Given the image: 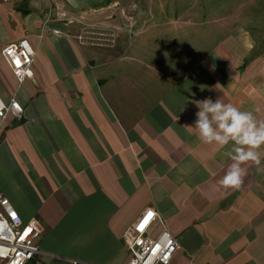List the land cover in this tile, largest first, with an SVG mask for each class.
<instances>
[{
  "label": "crops",
  "instance_id": "0c3cea01",
  "mask_svg": "<svg viewBox=\"0 0 264 264\" xmlns=\"http://www.w3.org/2000/svg\"><path fill=\"white\" fill-rule=\"evenodd\" d=\"M185 3L194 22L164 0H0V98L23 110L0 120V192L40 223L43 264H127L146 209L176 240L170 264H264V158L224 187L232 161L190 127L206 98L264 120V0ZM88 26L117 30L118 50ZM21 39L35 57L19 86L1 51Z\"/></svg>",
  "mask_w": 264,
  "mask_h": 264
},
{
  "label": "built area",
  "instance_id": "2783aa9c",
  "mask_svg": "<svg viewBox=\"0 0 264 264\" xmlns=\"http://www.w3.org/2000/svg\"><path fill=\"white\" fill-rule=\"evenodd\" d=\"M54 35L60 32L52 31ZM1 56L19 86L33 78L35 51L26 39L5 46ZM12 114L21 121L23 110L15 98L5 103L0 98V120ZM151 213V215H149ZM159 227L155 238L150 235ZM42 227L37 219L22 221L10 201L0 192V264H43L38 241ZM127 264H170L177 244L164 219L154 210L146 209L124 233ZM71 264H82L72 262Z\"/></svg>",
  "mask_w": 264,
  "mask_h": 264
},
{
  "label": "clouds",
  "instance_id": "9594fccd",
  "mask_svg": "<svg viewBox=\"0 0 264 264\" xmlns=\"http://www.w3.org/2000/svg\"><path fill=\"white\" fill-rule=\"evenodd\" d=\"M194 127L198 138L209 145H216L232 161L222 180L224 187L239 189L245 175L242 165L259 166L264 158V120H257L250 111H244L222 98H206L195 102Z\"/></svg>",
  "mask_w": 264,
  "mask_h": 264
},
{
  "label": "rangeland",
  "instance_id": "374dc122",
  "mask_svg": "<svg viewBox=\"0 0 264 264\" xmlns=\"http://www.w3.org/2000/svg\"><path fill=\"white\" fill-rule=\"evenodd\" d=\"M163 1V0H162ZM166 1V5H169L170 9H164V12L167 14V17H170L172 19H178V20H182L184 22H186L187 20L190 19V21L194 22V17L192 16L191 13H189L188 11H185L184 8L187 7L184 6L185 2H188L189 0H176L179 4V6L176 8V9H173L174 6H173V0H164ZM203 1V0H202ZM242 0H224V5L227 6L228 8H230V11H233L234 8L241 2ZM248 0H244V2H247ZM255 2H257V0H255ZM182 3H185V4H182ZM182 7V8H180ZM228 14H231V13H228ZM167 28V27H166ZM166 28H159V29H155L157 34H161V33H167L170 29H167L166 31H164ZM74 33H77L78 34V31H75ZM100 34V35H99ZM121 35L119 34V32L116 30V32L114 30H111L110 28H105V27H97V26H91L88 28H86L83 33L81 35L85 36L84 40L86 41H91L92 39H98V41H94L96 44H102L105 48H111V47H115L117 49H115V51L118 50V43H114L115 39L118 38V36H115V35ZM81 39V37L79 38ZM100 39V40H99ZM120 39H124L123 37H119V40ZM85 41V42H86ZM93 41V40H92ZM91 41V42H92ZM120 54V50L118 51ZM79 243V239L77 237L74 238L73 240V248L77 247ZM64 249L66 250H71L67 247H64Z\"/></svg>",
  "mask_w": 264,
  "mask_h": 264
},
{
  "label": "snow or ice",
  "instance_id": "6c2138e0",
  "mask_svg": "<svg viewBox=\"0 0 264 264\" xmlns=\"http://www.w3.org/2000/svg\"><path fill=\"white\" fill-rule=\"evenodd\" d=\"M149 215H151V213H149Z\"/></svg>",
  "mask_w": 264,
  "mask_h": 264
}]
</instances>
